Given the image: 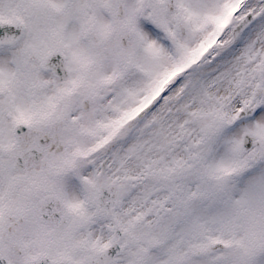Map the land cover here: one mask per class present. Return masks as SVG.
<instances>
[{
	"label": "snow or ice",
	"instance_id": "6c2138e0",
	"mask_svg": "<svg viewBox=\"0 0 264 264\" xmlns=\"http://www.w3.org/2000/svg\"><path fill=\"white\" fill-rule=\"evenodd\" d=\"M0 264H264V0H0Z\"/></svg>",
	"mask_w": 264,
	"mask_h": 264
}]
</instances>
